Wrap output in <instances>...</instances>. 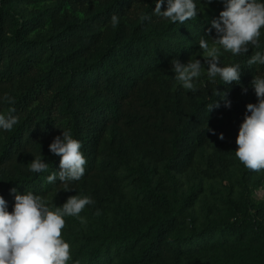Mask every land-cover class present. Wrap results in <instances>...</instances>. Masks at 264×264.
<instances>
[{"label": "rangeland", "instance_id": "obj_1", "mask_svg": "<svg viewBox=\"0 0 264 264\" xmlns=\"http://www.w3.org/2000/svg\"><path fill=\"white\" fill-rule=\"evenodd\" d=\"M155 2L0 0V44L5 48L0 52V114L7 115L13 105L5 95L14 103L25 101L24 108L12 114L18 119L13 129H20L22 148L9 158L3 147L13 129H0V183L33 178L32 160H50L55 156L49 150L53 139L65 130L73 133L71 111L62 106L65 94L77 100V110L86 117L95 169L69 182V191L57 179L37 185L34 194L53 210L73 195L93 201L79 217H64L68 264H86L85 256L102 241L138 231L171 213L145 194L137 169L150 175L153 192L177 213L164 251L151 264H264V247L252 232L264 236V170H249L235 155L246 105L257 103L251 81L264 77V68L248 65L252 46L238 56L221 48L220 66L239 64L240 82L226 85L217 77L212 83L205 64L195 81L197 90L184 89L172 65L160 70L152 65L156 57L151 50L173 24L154 14ZM166 7L165 0L162 11ZM142 13L150 19L141 21ZM114 14L119 18L116 27L111 24ZM215 34L200 30L177 37L190 48L180 62L204 63L199 41L203 37L211 47ZM18 40L39 49L18 51ZM109 55L114 60L108 63ZM118 75L129 77L133 85L124 98L117 91ZM216 88L221 96L214 94ZM215 101L220 107L208 112ZM98 104H119V122L101 126L93 107ZM234 223L243 233L213 229ZM140 246L130 253L106 255L100 264H129Z\"/></svg>", "mask_w": 264, "mask_h": 264}, {"label": "clouds", "instance_id": "obj_2", "mask_svg": "<svg viewBox=\"0 0 264 264\" xmlns=\"http://www.w3.org/2000/svg\"><path fill=\"white\" fill-rule=\"evenodd\" d=\"M207 4L213 0H205ZM224 5L217 19L211 21V29H215L212 46L203 37L199 41L204 63L200 59H189L182 64L178 59L171 61L175 80L187 90L195 92V81L202 75V66L207 65V77L212 83L216 78L222 84L239 83L241 79L240 65L220 66V49L230 52L233 56L246 54L249 46L260 47L261 29L264 28V2L259 0H220ZM167 7L162 11L165 0H156L154 14L170 20L172 23L184 24L197 17V4L194 0H166ZM146 14H141L140 20H149ZM119 23L117 15L111 17V24ZM211 29L208 32H211ZM208 36V35H207ZM210 37V36H209ZM217 45L219 47H217ZM248 65H264V55L256 51L248 60ZM251 86L255 91L257 103L246 105V114L241 123L236 138V157L249 170L260 172L264 170V77L254 76ZM244 92L247 89H243ZM221 96L216 88L214 93ZM225 107H231V101L226 94L222 95ZM4 99L14 104V99L5 95ZM219 108V102L208 106V112ZM15 111L10 108L7 115L0 114V129L11 131L18 123ZM250 113V114H249ZM213 131L212 129H207ZM213 134H215L213 132ZM219 138L224 139L223 133ZM82 144L74 139L69 130L62 131L49 145L52 154L60 157L59 171L47 176L48 183L57 179L64 184V190L69 191L68 184L80 180L85 173L87 160L81 152ZM30 171L42 173L48 170L49 164L39 157L32 160ZM13 210H7V202L0 195V264H68L71 259L70 245L62 238L66 216L79 217L87 205L93 203L88 196H70L62 206L55 210L40 195L26 192L21 195L16 188ZM83 222V218H81Z\"/></svg>", "mask_w": 264, "mask_h": 264}, {"label": "trees", "instance_id": "obj_3", "mask_svg": "<svg viewBox=\"0 0 264 264\" xmlns=\"http://www.w3.org/2000/svg\"><path fill=\"white\" fill-rule=\"evenodd\" d=\"M197 4V17L186 21L184 24L173 23L169 32L160 38L151 50L156 59L153 62V67L155 70H160L166 66L171 65L173 59H178L179 61L186 55L190 48L176 38H183L185 34H190L192 31L195 33L200 32V30L206 31V35L215 32V29H211V21L217 19L222 10H224L223 3L220 0H213L212 3L207 4L205 0H194ZM2 24H0V29ZM211 29V32L208 30ZM187 31V33H185ZM148 43L152 45V39L147 38ZM18 51H36L37 48L34 43L23 42L21 40L16 41V47ZM253 53L256 51L261 52L264 55V41L260 43L259 48L252 47ZM0 52H5V48L0 44ZM114 60V55L108 56V63ZM261 68L264 65L258 64ZM245 66L241 69L244 71ZM139 69L138 71H142ZM137 71V72H138ZM119 78V87L117 89L118 94L123 98L132 91V83L129 77L117 76ZM124 95V96H123ZM77 100L69 97L68 95H63L62 106L65 109L71 111L73 120V133L74 139L81 142L82 148L81 152L87 160L85 165V173L83 177L93 172L95 169V157L93 152L89 149V139L87 135V130L89 126L86 123L85 115L77 110ZM25 106V101L20 100L14 103L11 108H14L15 112L21 111ZM100 116L98 122L101 126H108L111 123L119 122L121 115V106L119 104H98L93 105ZM12 113V114H13ZM22 148V142L20 137V129L14 128L13 132L7 138L6 144L3 147V155L7 158L11 157L15 150L19 151ZM178 152V151H177ZM176 150L174 155L176 156ZM49 164L47 171L42 173H35L34 177L31 179H10L6 182L0 183V195H2L7 202V210L11 212L15 203V194L11 193L12 188L17 189L18 194H25L26 192L34 193L35 187L41 183L47 182V176L51 175L53 172L59 171L60 157L54 156L50 160L46 161ZM135 173L139 175L143 183V190L145 194L153 201L162 204L171 213L163 218H159L154 222L146 224L142 229L135 231L133 233H124L119 237L110 238L102 241L97 247H93L87 256H85L86 264H100L102 258L106 255H110L115 252L118 254L130 253L136 250L137 245L140 246V253L136 256L129 264H151L155 258H157L166 247V236L171 227H173L177 213L174 211L171 204L166 201L160 194L153 192L152 181L150 175L145 173L142 169L134 170ZM82 177V178H83ZM81 178V179H82ZM76 182V181H72ZM215 231L222 234H238L243 233L240 225L237 223L231 225H217L213 228ZM256 240L260 245L264 247V236L258 234L255 230H252ZM196 240L195 238L192 239Z\"/></svg>", "mask_w": 264, "mask_h": 264}]
</instances>
